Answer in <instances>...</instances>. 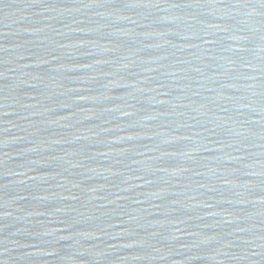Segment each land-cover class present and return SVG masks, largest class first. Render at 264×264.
<instances>
[{
  "label": "water",
  "instance_id": "95a60500",
  "mask_svg": "<svg viewBox=\"0 0 264 264\" xmlns=\"http://www.w3.org/2000/svg\"><path fill=\"white\" fill-rule=\"evenodd\" d=\"M0 264H264V0H0Z\"/></svg>",
  "mask_w": 264,
  "mask_h": 264
}]
</instances>
